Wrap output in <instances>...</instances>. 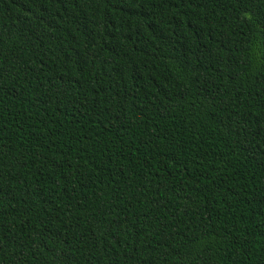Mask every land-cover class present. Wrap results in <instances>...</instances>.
I'll list each match as a JSON object with an SVG mask.
<instances>
[{
	"label": "trees",
	"instance_id": "16d2710c",
	"mask_svg": "<svg viewBox=\"0 0 264 264\" xmlns=\"http://www.w3.org/2000/svg\"><path fill=\"white\" fill-rule=\"evenodd\" d=\"M0 264H264V0H0Z\"/></svg>",
	"mask_w": 264,
	"mask_h": 264
}]
</instances>
